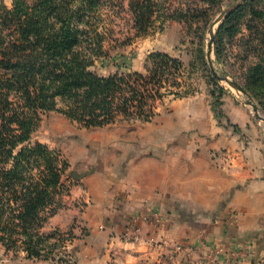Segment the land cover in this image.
<instances>
[{
	"label": "crops",
	"instance_id": "obj_1",
	"mask_svg": "<svg viewBox=\"0 0 264 264\" xmlns=\"http://www.w3.org/2000/svg\"><path fill=\"white\" fill-rule=\"evenodd\" d=\"M222 109L228 122L217 125L207 101L190 95L166 100L136 131L91 128L105 130L111 158L71 171L79 190L68 196L82 191L85 210L75 216L68 204L50 221L85 228L73 238V264H113L117 252L128 264L135 253L165 252L191 264H264V177L250 162L263 153L240 137L245 114L229 94Z\"/></svg>",
	"mask_w": 264,
	"mask_h": 264
},
{
	"label": "trees",
	"instance_id": "obj_2",
	"mask_svg": "<svg viewBox=\"0 0 264 264\" xmlns=\"http://www.w3.org/2000/svg\"><path fill=\"white\" fill-rule=\"evenodd\" d=\"M99 2L11 0L10 6L0 5V243L28 258L44 248L43 226L61 205L69 167L59 151L30 141L41 114L59 111L90 128L107 126L131 111L143 113L146 106L151 115V103L166 86L161 80L179 66L176 58L153 52L145 58V74L102 76L91 70L93 56L102 53L101 37H92L89 19ZM132 2L133 26L144 27L153 1ZM240 9L228 13L214 34L217 59L223 34L238 28ZM250 14L252 19L262 15L253 9ZM259 61L254 70L260 73L264 54ZM166 89L180 93L169 85Z\"/></svg>",
	"mask_w": 264,
	"mask_h": 264
},
{
	"label": "rangeland",
	"instance_id": "obj_3",
	"mask_svg": "<svg viewBox=\"0 0 264 264\" xmlns=\"http://www.w3.org/2000/svg\"><path fill=\"white\" fill-rule=\"evenodd\" d=\"M10 1L0 0V4L10 6ZM152 1L153 13L144 27L138 24L133 26L135 15L132 0H100L89 16L92 37L95 33L101 37L102 53L93 56V64L89 67L97 74H145V58L153 52L166 53L179 61L174 75L161 80L166 86H160V97L151 103V115L146 106L142 110L143 113L131 111L127 117H118L108 126L113 127L118 132L117 135L136 131L138 122L153 120L166 100L190 95H198L207 101L212 116L219 125L222 120L227 121L222 104L224 95L229 94L234 103L239 105L243 115L245 114L240 117L244 119L240 127V137L255 138L252 147L256 144L263 153V158L257 159L253 150L250 162L258 169V175L262 171L264 177V61L260 73L254 70L260 62L259 57L262 58L264 54L259 48H264V0H247L234 9L241 7L236 19L238 28L231 34H223L219 59L216 58L211 45L209 57L207 56L208 28L217 15L236 0ZM252 9L262 13L260 19H252ZM226 16L216 25L215 32ZM210 73L216 77V81ZM218 75H230L247 91L249 98L257 105L258 116L255 115L252 105L246 103L247 96L236 92L225 80L218 78ZM257 77L261 78V83L255 82ZM168 85L170 90H178L180 93L168 92ZM91 128L72 121L59 111L51 110L41 114L38 126L30 139L31 142L40 141L56 149L68 162V180H65L67 188L62 193L59 209L70 204V208H75V216L85 210L86 203L80 196L82 191L74 199L68 196L73 194L75 189L79 190L75 175L71 174V171L88 172L92 162L99 159L100 154H103L101 158L110 159L112 153V150L108 149L105 130ZM248 146V142L242 144L241 160L244 162L245 149ZM222 152L226 150L223 149ZM59 209L44 223L43 231L47 237L38 257L28 258L25 252L19 249L6 250L0 243V264H73V238L83 235L85 228H77L75 220L63 227L51 225V218ZM116 247L119 249L122 246ZM211 251L214 257L221 254L222 248L211 247ZM171 256L165 252L154 257L149 255L141 258L135 253L130 264H191L183 257L176 259V255L174 258ZM210 261L212 259L206 262ZM112 263L128 264L118 252Z\"/></svg>",
	"mask_w": 264,
	"mask_h": 264
},
{
	"label": "water",
	"instance_id": "obj_4",
	"mask_svg": "<svg viewBox=\"0 0 264 264\" xmlns=\"http://www.w3.org/2000/svg\"><path fill=\"white\" fill-rule=\"evenodd\" d=\"M245 1H247V0H236V1H234L233 3L228 5L226 8H224L217 15V17L212 21V23L210 24V26L208 28V41H207V48H208L207 56L208 57H209V52H210L209 48H210L211 42H212L213 37H214L216 25L219 24L222 21V19H224V17L228 13H230L235 8H237L238 6L243 4ZM218 78L225 80L236 92H241L242 94L247 96L246 103L252 105V108H253V111L255 112V115L258 116V114L256 113L257 112V105L252 102V100L249 98L247 91L234 78H232L230 75H223V76L218 75Z\"/></svg>",
	"mask_w": 264,
	"mask_h": 264
}]
</instances>
